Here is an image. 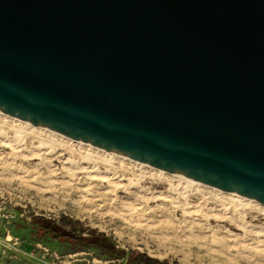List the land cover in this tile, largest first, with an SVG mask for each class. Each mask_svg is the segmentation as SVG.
I'll list each match as a JSON object with an SVG mask.
<instances>
[{
	"label": "water",
	"instance_id": "95a60500",
	"mask_svg": "<svg viewBox=\"0 0 264 264\" xmlns=\"http://www.w3.org/2000/svg\"><path fill=\"white\" fill-rule=\"evenodd\" d=\"M0 114L264 205V0H0Z\"/></svg>",
	"mask_w": 264,
	"mask_h": 264
},
{
	"label": "rangeland",
	"instance_id": "374dc122",
	"mask_svg": "<svg viewBox=\"0 0 264 264\" xmlns=\"http://www.w3.org/2000/svg\"><path fill=\"white\" fill-rule=\"evenodd\" d=\"M186 180L0 114V264H127L37 217L169 264H264V205Z\"/></svg>",
	"mask_w": 264,
	"mask_h": 264
},
{
	"label": "trees",
	"instance_id": "16d2710c",
	"mask_svg": "<svg viewBox=\"0 0 264 264\" xmlns=\"http://www.w3.org/2000/svg\"><path fill=\"white\" fill-rule=\"evenodd\" d=\"M36 227V234L50 236L58 242H67L74 246L78 251L84 249H95L107 256L110 260L126 259L127 264H169L157 259H153L144 253L138 251L126 252L119 250L114 242L105 234L90 233L88 237L79 234V223L62 217L57 223L44 217L34 218L32 221ZM71 226L73 230L66 229ZM177 264V263H175Z\"/></svg>",
	"mask_w": 264,
	"mask_h": 264
},
{
	"label": "bare ground",
	"instance_id": "6f19581e",
	"mask_svg": "<svg viewBox=\"0 0 264 264\" xmlns=\"http://www.w3.org/2000/svg\"><path fill=\"white\" fill-rule=\"evenodd\" d=\"M49 142H50V141H49ZM185 179H187V178H185ZM186 181H187V183H189V182L191 183V182H192V180H190V179H187ZM188 181H189V182H188ZM192 183H193V182H192ZM216 192H217V191H216Z\"/></svg>",
	"mask_w": 264,
	"mask_h": 264
}]
</instances>
